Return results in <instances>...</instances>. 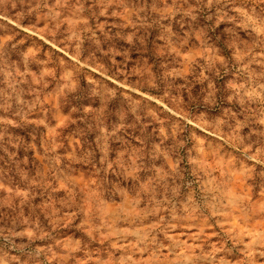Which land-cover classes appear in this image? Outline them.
<instances>
[{"label":"rangeland","instance_id":"obj_1","mask_svg":"<svg viewBox=\"0 0 264 264\" xmlns=\"http://www.w3.org/2000/svg\"><path fill=\"white\" fill-rule=\"evenodd\" d=\"M0 264H264V0H0Z\"/></svg>","mask_w":264,"mask_h":264}]
</instances>
